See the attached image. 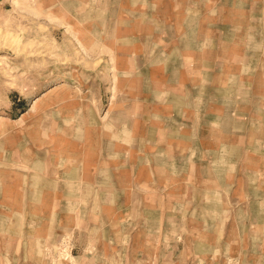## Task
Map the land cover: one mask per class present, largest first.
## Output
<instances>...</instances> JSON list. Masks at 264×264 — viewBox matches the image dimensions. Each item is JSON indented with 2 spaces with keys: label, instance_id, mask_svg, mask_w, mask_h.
Returning <instances> with one entry per match:
<instances>
[{
  "label": "crops",
  "instance_id": "obj_1",
  "mask_svg": "<svg viewBox=\"0 0 264 264\" xmlns=\"http://www.w3.org/2000/svg\"><path fill=\"white\" fill-rule=\"evenodd\" d=\"M52 2L105 43L108 79L10 120L0 219L81 251L138 244L139 264L264 258V0Z\"/></svg>",
  "mask_w": 264,
  "mask_h": 264
},
{
  "label": "rangeland",
  "instance_id": "obj_2",
  "mask_svg": "<svg viewBox=\"0 0 264 264\" xmlns=\"http://www.w3.org/2000/svg\"><path fill=\"white\" fill-rule=\"evenodd\" d=\"M48 2L50 0H0V133L9 128L10 120L30 107L26 117L41 114L50 97L78 94L79 91L71 90L74 85L107 82L108 76L102 69L106 64L103 56L108 52L105 43L81 42V36L91 27H82L83 23L72 7L75 4H68L71 9L64 14L60 13L58 2L55 5ZM96 52L99 58L92 57L98 55ZM24 119L16 126H20ZM10 221L0 219V264L140 262L139 253L142 252H139L138 244L131 251L122 244L101 251L94 250L93 244H87L81 251L76 247L73 234L46 235L28 241L25 220H14V225ZM50 221L53 229L54 222ZM145 254V264H153V252L147 250L143 256ZM228 255L234 258L238 252H228ZM258 256L260 258H242L236 263L233 259L205 261L202 252L191 251L184 253L179 264H264L261 252Z\"/></svg>",
  "mask_w": 264,
  "mask_h": 264
}]
</instances>
